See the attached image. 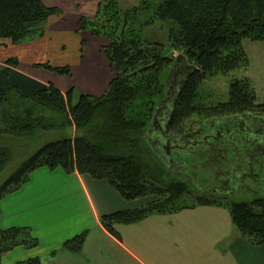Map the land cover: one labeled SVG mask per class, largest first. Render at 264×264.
<instances>
[{
	"label": "trees",
	"instance_id": "16d2710c",
	"mask_svg": "<svg viewBox=\"0 0 264 264\" xmlns=\"http://www.w3.org/2000/svg\"><path fill=\"white\" fill-rule=\"evenodd\" d=\"M45 1L0 0V40L14 45L24 42L36 30L42 34L47 21L62 14L59 7H51ZM150 2L125 12L117 0H108L99 8L96 19L81 18L79 31L107 41L101 51L108 57L115 77L103 96L94 97L75 88L63 92L52 82L37 81L18 70L20 60L16 57L0 65V177L14 158L12 145L25 144L30 139L39 141L45 133L58 129L75 130L73 135L41 144L11 171L0 188V204L28 182L33 171L45 166L52 171L61 168L69 174L79 172L105 179L128 201L156 198L143 206L102 216L104 227L120 239L117 224H132L158 212L180 211L197 204L225 206L223 201L200 198L191 206L179 207L177 201L192 193L189 185L185 181L166 184L149 164L147 151L151 153V149L145 144V135L152 127L154 107L167 91L161 74L173 66L176 58L163 53L165 45L145 40L141 26L156 20L174 22L169 38L173 51L197 67L179 94L171 119L172 128L177 129L181 120L205 112L195 99L201 81L248 66L243 42L264 41V0H164L156 13L139 25L141 13L151 8ZM80 46L79 56L83 58L87 42L82 40ZM35 67L59 75L72 74L69 65L37 63ZM230 86V100L212 106L206 110L209 115L203 116L257 109L264 112V104L257 102L249 77L235 79ZM39 106L53 110L60 116V123L38 113ZM230 212L233 223L250 244L263 245L264 199L232 203ZM1 216L0 208V264L4 254L15 248L40 244L29 227L3 228ZM86 237L84 232L68 240L64 249L79 253ZM18 264H41V260L35 257Z\"/></svg>",
	"mask_w": 264,
	"mask_h": 264
},
{
	"label": "crops",
	"instance_id": "0c3cea01",
	"mask_svg": "<svg viewBox=\"0 0 264 264\" xmlns=\"http://www.w3.org/2000/svg\"><path fill=\"white\" fill-rule=\"evenodd\" d=\"M48 1L45 2L49 4ZM58 7L62 14L47 21L40 38L14 45L0 40V62L5 64V60L16 57L20 60L18 70L37 81L52 82L63 92L75 88L94 97L103 96L115 72L108 57L98 50L91 55L84 53L83 58L78 52L72 63L51 62V56L66 49L68 40L63 39V32H78L80 28L78 21L74 28H67L63 24L67 13L61 4ZM77 34V41L85 40L87 48L93 42L95 49L102 50L107 43L86 31ZM17 48L28 49L31 58L41 55L48 61L45 63L54 66L69 65L72 74L36 68L39 62L22 59ZM6 49L11 52L8 54ZM155 199L128 201L105 179L43 166L0 204L2 227H29L40 244L32 250L24 245L11 250L4 254L1 264H18L35 257L41 264H264V243L250 244L235 229L232 216L230 219L223 206L216 203L158 212L136 223L117 224L122 239L112 235L101 221L103 215L134 209ZM84 232L86 242L79 253L64 249L68 240Z\"/></svg>",
	"mask_w": 264,
	"mask_h": 264
},
{
	"label": "flooded vegetation",
	"instance_id": "af4514ba",
	"mask_svg": "<svg viewBox=\"0 0 264 264\" xmlns=\"http://www.w3.org/2000/svg\"><path fill=\"white\" fill-rule=\"evenodd\" d=\"M194 72V65L187 60L172 66L166 94L154 107L152 127L146 136L151 138L152 145L161 148L163 154L158 157L168 172L176 171L190 181L193 197L209 195L217 197L212 200L225 199L240 189L261 196L264 194L263 111L222 112L201 116L195 128H172L179 94Z\"/></svg>",
	"mask_w": 264,
	"mask_h": 264
},
{
	"label": "rangeland",
	"instance_id": "374dc122",
	"mask_svg": "<svg viewBox=\"0 0 264 264\" xmlns=\"http://www.w3.org/2000/svg\"><path fill=\"white\" fill-rule=\"evenodd\" d=\"M108 0H49V6L51 7H58L59 4H61V8L67 13V16L63 22L67 28H74L76 25V22L80 23L82 17H86L89 20L96 19L98 14L100 13L99 8L101 6L103 7V4L106 3ZM120 3V8L127 12L129 9L133 8H141L144 5V2L147 0H117ZM151 1V8H149V11H144L141 13L139 17V25L142 23H146L147 20L150 18V16H153L156 11L157 7L161 4L164 0H148ZM62 10V11H63ZM81 24V23H80ZM79 24V25H80ZM48 24H46L47 29ZM56 25H54L55 27ZM142 27V36L145 40H147L149 43L151 42H157L160 44L165 45V51L163 53L166 56H170L173 58H177L176 55L180 54L177 50L172 49L169 38H170V29L175 27L174 22L170 21H159L156 20L153 24H144ZM79 29V28H78ZM83 31V30H82ZM82 31H76V29H73L70 33L63 32L62 36L63 39L68 40L66 49L62 50L59 54H54L51 61L54 65H59L57 61H61L64 63H72L76 61L75 55L80 54L81 49V42L77 41L80 39L79 35L77 33H82ZM84 32V31H83ZM61 33V32H60ZM40 32L39 30H36L35 34H32L29 36V40H34L39 37ZM7 44H5L6 46ZM93 42H90L88 45V48L86 47L85 53L91 55L92 53L97 52L98 53L102 51L98 48L95 49L96 46H94ZM4 46V47H5ZM90 47V48H89ZM243 47L247 53V59H248V66L246 68H241L238 70H234L231 73L228 74H218L215 76H209V78L204 79L199 84V89L197 92V95L195 97L196 104L198 107H201L202 110H204L205 114L212 106H216L218 104H221L222 102H228L230 100V84L235 79H244V77H249L250 83L254 88V91L256 93V96H258V103L264 104V41H257V40H251V39H245L243 42ZM28 49L24 48H17V54H21V58L26 60H32L35 63H45L48 62L47 60H44L42 56L37 55L36 57L31 58L29 54L26 52ZM7 53L9 54L11 50L6 49ZM1 54V53H0ZM103 55V53H102ZM51 63V64H52ZM52 64V65H53ZM0 65H3L2 62H0ZM37 65V64H35ZM168 69H165L162 75V83L169 84V75L170 71H172V68L170 71ZM80 92V91H79ZM138 103H141L139 101ZM28 105L29 103H25ZM38 113H44L46 116L53 117L56 123H60V116H57L53 110L44 109L41 106L37 107ZM258 110V109H257ZM256 110V111H257ZM260 110V109H259ZM201 113H196L188 117V119L181 120V129L188 130L189 128H195L197 127V124L199 123L198 120L201 116ZM200 115V116H198ZM209 115V114H208ZM2 125V122L0 121V126ZM2 128L0 127V130ZM75 130H72L71 128H63L58 129L55 131H52L50 134H42L41 140L39 141H33L30 139V142H26L25 144H18V145H12L14 146V158L10 162V165L8 166L6 172L3 173V175L0 177V188L2 187L3 182L8 178V174L11 171H14L19 167L22 162L29 158L30 155L35 153V150L41 146V144L52 141L54 139L62 138L67 135H73ZM1 133V131H0ZM71 133V134H70ZM146 136V135H145ZM29 141V140H28ZM145 144L151 149V153L147 151L148 160L151 168H153L155 175L158 176V179H161L166 184H169L170 182H176V181H185L189 185V190H191V194L189 196L183 197L180 199V201H177V205L179 207L181 206H191L194 203L199 202L198 198L193 197V191L192 187L193 185L190 183V181L186 180L181 176V174H178L176 171L168 172V168L164 165L161 158L158 156H161L163 154L161 148L159 146H154L151 143V138L149 136L145 137ZM145 146V145H144ZM216 197V196H215ZM214 196H203L201 198H205L208 200L215 199ZM217 198V197H216ZM264 199V194L261 196H258L257 194H252L249 191L245 189H240L237 192L230 193L228 197L225 199H219L218 201H223L224 205L222 208L225 212H228L229 218L231 219V212H230V206L232 203H238V202H254L258 199ZM142 199V198H137ZM198 206L200 204H197ZM231 221V220H230ZM233 222V221H232ZM235 226V229H238L236 224L233 223ZM240 231V230H239ZM34 248H30L32 250Z\"/></svg>",
	"mask_w": 264,
	"mask_h": 264
},
{
	"label": "water",
	"instance_id": "95a60500",
	"mask_svg": "<svg viewBox=\"0 0 264 264\" xmlns=\"http://www.w3.org/2000/svg\"><path fill=\"white\" fill-rule=\"evenodd\" d=\"M186 60V56H184L183 54H181L178 58H177V60H176V62H182V61H185ZM194 68H195V71H197V67L196 66H194ZM155 120L156 119H154V122H155Z\"/></svg>",
	"mask_w": 264,
	"mask_h": 264
}]
</instances>
